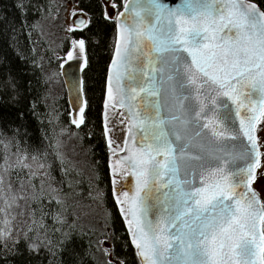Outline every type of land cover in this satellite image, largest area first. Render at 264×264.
<instances>
[{
    "label": "snow or ice",
    "instance_id": "snow-or-ice-1",
    "mask_svg": "<svg viewBox=\"0 0 264 264\" xmlns=\"http://www.w3.org/2000/svg\"><path fill=\"white\" fill-rule=\"evenodd\" d=\"M80 2L69 30L111 35L103 135L127 237L110 209L85 226L71 182L53 196L36 181L47 152L17 108L0 112V264H264V0ZM91 40L74 36L68 60L89 67ZM76 87L79 127L89 102ZM109 108L126 129L109 127ZM22 201L27 229L14 225Z\"/></svg>",
    "mask_w": 264,
    "mask_h": 264
},
{
    "label": "trees",
    "instance_id": "trees-1",
    "mask_svg": "<svg viewBox=\"0 0 264 264\" xmlns=\"http://www.w3.org/2000/svg\"><path fill=\"white\" fill-rule=\"evenodd\" d=\"M68 2L25 0L30 6L38 4L41 11L37 12L35 8L22 11L18 0H0V112L10 114L17 108L26 110L29 135L42 152H47L46 157L32 162L37 182L43 180L45 189L53 196L58 190H67L71 182L80 193L76 211L85 226L102 228L106 210L110 209L115 217V229L127 237L126 222L112 191L111 152L103 135L111 35L96 34V29L91 34L86 30L84 33L68 31L65 26ZM80 6L96 10L89 0H81ZM82 34L92 36L87 45L89 67L83 71L84 95L89 107L85 110V123L77 128L72 124L60 70L72 39ZM54 78L63 87L60 95L54 93L53 86L57 84ZM40 163L44 164L43 168L38 167ZM11 179L19 185L15 175ZM98 189L106 193L103 203L96 195ZM21 204L22 207L16 209L14 225L27 229L31 224L30 210L23 201ZM48 223H51L50 218ZM125 251L132 260L134 248ZM30 264H47V258L35 257Z\"/></svg>",
    "mask_w": 264,
    "mask_h": 264
},
{
    "label": "water",
    "instance_id": "water-1",
    "mask_svg": "<svg viewBox=\"0 0 264 264\" xmlns=\"http://www.w3.org/2000/svg\"><path fill=\"white\" fill-rule=\"evenodd\" d=\"M84 69L85 67L82 64V61L77 59L68 60L61 66V76L67 91L68 104L72 112V121L73 119L79 118V112L77 109L78 107L83 106L82 104L79 106L75 105L73 103V98L77 95V83L80 80H83ZM79 95L82 100L85 99L84 90L79 92ZM123 183H126V181Z\"/></svg>",
    "mask_w": 264,
    "mask_h": 264
},
{
    "label": "rangeland",
    "instance_id": "rangeland-1",
    "mask_svg": "<svg viewBox=\"0 0 264 264\" xmlns=\"http://www.w3.org/2000/svg\"><path fill=\"white\" fill-rule=\"evenodd\" d=\"M76 3V0H69L68 2V7L66 9V13H65V26H66V29L68 31L69 30V26H74V21L76 19V17L80 14L79 12L76 13V16H74L72 13H73V6L74 4ZM70 50H71V47H70ZM69 50V51H70ZM77 53H74V55H76ZM68 60V57H67V53L65 54V62ZM64 64V63H63ZM62 64V65H63ZM54 82L57 83L56 86H53V89H54V93L56 95H60L63 93V87L61 85V82H57L54 78ZM64 84V82H63ZM65 87V85H64ZM65 92H66V97H67V91H66V88H65ZM67 102H68V98H67ZM122 110V111H121ZM71 111V109H70ZM108 116H109V127H110V122H113L112 124H115V127L116 128H119V129H126V123H121V121L124 119L123 116L120 115V113L123 112V109H116V110H112L111 108H109L108 110ZM72 113V112H71ZM71 120H72V117H71ZM115 121V122H114ZM73 124V123H72ZM75 127H77L75 124H73ZM81 126V125H80ZM79 126V127H80ZM77 127V128H79ZM112 127V126H111ZM126 135V134H125ZM110 164H111V161H110ZM125 180L121 179L120 182L117 184V188L120 187V184H123Z\"/></svg>",
    "mask_w": 264,
    "mask_h": 264
},
{
    "label": "flooded vegetation",
    "instance_id": "flooded-vegetation-1",
    "mask_svg": "<svg viewBox=\"0 0 264 264\" xmlns=\"http://www.w3.org/2000/svg\"><path fill=\"white\" fill-rule=\"evenodd\" d=\"M75 21H76V19H75ZM78 31V30H77Z\"/></svg>",
    "mask_w": 264,
    "mask_h": 264
},
{
    "label": "bare ground",
    "instance_id": "bare-ground-1",
    "mask_svg": "<svg viewBox=\"0 0 264 264\" xmlns=\"http://www.w3.org/2000/svg\"><path fill=\"white\" fill-rule=\"evenodd\" d=\"M122 111V110H121Z\"/></svg>",
    "mask_w": 264,
    "mask_h": 264
}]
</instances>
